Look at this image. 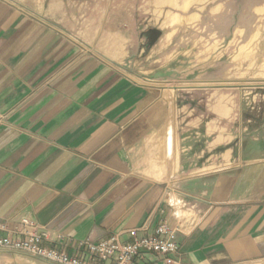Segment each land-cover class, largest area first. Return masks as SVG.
I'll use <instances>...</instances> for the list:
<instances>
[{"label":"crops","instance_id":"obj_1","mask_svg":"<svg viewBox=\"0 0 264 264\" xmlns=\"http://www.w3.org/2000/svg\"><path fill=\"white\" fill-rule=\"evenodd\" d=\"M21 2L0 0V236L28 219L42 246L88 258L85 241L166 224L178 264H264V139L233 132L254 108L178 104L109 7ZM0 264L52 263L0 250Z\"/></svg>","mask_w":264,"mask_h":264},{"label":"rangeland","instance_id":"obj_2","mask_svg":"<svg viewBox=\"0 0 264 264\" xmlns=\"http://www.w3.org/2000/svg\"><path fill=\"white\" fill-rule=\"evenodd\" d=\"M66 1L103 12L109 7L112 22L133 24L139 60L144 68L165 71L162 84L177 91L178 104L191 103L204 114L208 104L221 100L250 105L249 129L236 126L233 132L246 142L264 139V0ZM31 2L47 7L49 0L20 4L29 8Z\"/></svg>","mask_w":264,"mask_h":264},{"label":"built area","instance_id":"obj_3","mask_svg":"<svg viewBox=\"0 0 264 264\" xmlns=\"http://www.w3.org/2000/svg\"><path fill=\"white\" fill-rule=\"evenodd\" d=\"M22 237L0 236V250L19 252L52 264H133L136 259L146 254H156L163 264H178L174 256L179 253L175 232L166 224H161L153 234L139 235V229L128 231L129 242H122L119 234L97 243H81L88 255L85 257L69 256L66 252L42 246L47 238L45 233H34L28 219L21 221ZM0 229L2 223L0 222Z\"/></svg>","mask_w":264,"mask_h":264}]
</instances>
